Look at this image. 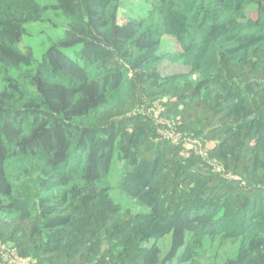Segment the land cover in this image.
<instances>
[{
    "label": "trees",
    "instance_id": "obj_1",
    "mask_svg": "<svg viewBox=\"0 0 264 264\" xmlns=\"http://www.w3.org/2000/svg\"><path fill=\"white\" fill-rule=\"evenodd\" d=\"M131 1L0 0V264H264V0Z\"/></svg>",
    "mask_w": 264,
    "mask_h": 264
},
{
    "label": "rangeland",
    "instance_id": "obj_2",
    "mask_svg": "<svg viewBox=\"0 0 264 264\" xmlns=\"http://www.w3.org/2000/svg\"><path fill=\"white\" fill-rule=\"evenodd\" d=\"M133 9H136V5L131 0H123V13L129 14L132 12L134 16L138 13ZM140 14V13H139ZM255 14H253V17ZM124 18L127 22V15ZM43 21L30 23L24 26L25 34L23 35L22 41H20L18 47L20 51L30 48L36 59H40L44 54L45 50L48 48L49 44L60 37L65 30L64 19L60 14L53 12H48L43 16ZM124 22V20L122 21ZM169 47V43L166 45V49H162L165 52H172L174 49ZM65 54L67 58L75 59L76 50L75 49H65ZM165 67V66H163ZM172 70L177 71L178 67H171ZM110 183L112 187L118 183V175L116 171H112L110 175ZM111 198L115 203H127V200L121 195L117 190L111 191Z\"/></svg>",
    "mask_w": 264,
    "mask_h": 264
},
{
    "label": "built area",
    "instance_id": "obj_3",
    "mask_svg": "<svg viewBox=\"0 0 264 264\" xmlns=\"http://www.w3.org/2000/svg\"><path fill=\"white\" fill-rule=\"evenodd\" d=\"M10 264H15V263H14V261H11V263H10Z\"/></svg>",
    "mask_w": 264,
    "mask_h": 264
}]
</instances>
